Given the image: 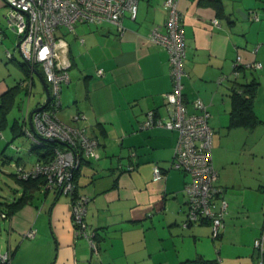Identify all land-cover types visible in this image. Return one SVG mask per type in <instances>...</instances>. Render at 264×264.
I'll use <instances>...</instances> for the list:
<instances>
[{"label": "crops", "instance_id": "1", "mask_svg": "<svg viewBox=\"0 0 264 264\" xmlns=\"http://www.w3.org/2000/svg\"><path fill=\"white\" fill-rule=\"evenodd\" d=\"M178 8L186 44L182 98L189 112L197 98L206 106L216 183L228 202L220 235L211 238L207 221L184 225L187 176L170 167L178 132L139 127L147 110L167 117L165 95L172 89L168 52L147 36L154 26L163 28L164 0H139L136 19L126 15L122 33L111 25L86 23L66 33L74 38L64 39L71 65L58 117L73 124V114H85L86 132L98 140V158L83 160L73 173V195L44 187L31 192L23 186L12 200L3 201L0 194V226L6 231L0 250L10 253L11 264H212L217 259L218 264H257L253 242L264 229V0H178ZM6 11L0 0V94L19 83L17 94L24 92L20 129L11 127V133L25 135L23 129L31 130L30 112L44 103L46 94L40 74L25 72L15 57L16 37L7 26ZM79 24L87 25L81 35L75 31ZM251 84L257 125L229 127L232 90ZM0 136L17 152L16 165L30 168L43 161L45 150L33 148L28 136L19 145L16 138ZM250 142L254 148L242 147L239 160L228 162L230 144ZM259 155L260 162L250 161ZM156 165L163 177L154 180ZM79 194L88 198L84 219L98 253L77 233L71 217V200ZM24 195L23 203L15 205ZM31 228L44 238L25 237Z\"/></svg>", "mask_w": 264, "mask_h": 264}, {"label": "built area", "instance_id": "2", "mask_svg": "<svg viewBox=\"0 0 264 264\" xmlns=\"http://www.w3.org/2000/svg\"><path fill=\"white\" fill-rule=\"evenodd\" d=\"M7 6L5 19L8 28L16 37V48L24 62L39 66L48 86L49 98L45 97L42 108L30 115L33 129H23L34 146L42 145L44 138L59 140L47 161H37L30 168L16 166V175L21 179L44 176L43 187L53 191L72 194L76 184L72 180L74 170L80 166L82 158H98V140L86 132V116L77 112L71 116L72 123L58 117L61 107V89L68 83V67L71 63L67 55V42L61 32H74L77 23L92 26L111 25L119 33L124 31L123 19L127 15L136 19L139 0H1ZM166 19L161 26H154L148 39L163 46L169 55L172 89L165 95L168 115L157 117L154 110H147L140 128L164 127L178 132L170 167L182 170L186 176L183 186L186 212L184 225L204 219L210 224V235L216 239L225 226L228 202L224 188L216 183L217 171L212 164V136L209 113L200 98L192 102L193 112H189L182 98V74L186 58V44L182 29V15L178 0H164ZM253 18L258 19L256 13ZM219 24L217 18L212 19ZM64 28V30H62ZM10 57V53H6ZM239 61V57L236 58ZM260 64H256L259 67ZM97 73L103 74L98 68ZM235 74L238 73L236 70ZM27 113H23L25 121ZM163 177L162 169L154 167L153 179ZM88 198L77 195L71 200V217L77 233L88 241L93 252L98 247L93 233L87 230L84 219ZM4 216V214H2ZM29 229L25 235L34 236ZM257 264H264V229L254 239ZM0 264H11L8 251L0 250Z\"/></svg>", "mask_w": 264, "mask_h": 264}, {"label": "rangeland", "instance_id": "3", "mask_svg": "<svg viewBox=\"0 0 264 264\" xmlns=\"http://www.w3.org/2000/svg\"><path fill=\"white\" fill-rule=\"evenodd\" d=\"M86 28H87L86 24H82V25L79 24V25H77L75 31H77L78 35H81V33H84V30ZM62 30H64V28H62ZM66 33H67L66 31L61 32L62 37L64 39L68 40L69 42L72 41L74 38L72 33H68V34H66ZM12 48H13V51L15 53V57H16L17 61L22 63L23 59H22L18 49L16 48L15 43H14V46ZM40 88H41L40 84H37V89H40ZM33 92H36V88L33 89ZM23 94H24V92L17 94L14 105L12 106V108L7 113V116H6L7 124L4 125L0 129L3 137L5 136L9 140L12 139V141H14V139L16 138L15 145H19V142L21 140L25 139V135L23 133H21L20 131H18L15 134L16 136H14L13 133H11V131H12L11 125H12L13 121L16 119H19L22 115L20 101L22 99ZM27 97H28V95L26 96V98L23 99V101H24L23 104H25V106L27 105V101H28ZM25 106H23V109H25ZM257 138H258V136H257ZM254 143L255 142H253V143L250 142V143H246V145L242 144V146L237 145L235 147L232 144H230L228 147V151H227L228 162L230 163L231 161L235 160L234 157L239 160V158L241 157L242 147H247V149H250L251 147L254 148ZM9 146H11V144H9ZM14 148H16V147H14ZM3 150H5L6 152H5V154L0 155V194L4 197L3 201H6V199L12 200L13 199L12 197L20 196L19 191L21 190L20 187L22 185L15 178V176L17 177L15 167L16 166L24 167V166L21 164L16 165V161H18V158L16 159V157L18 156L17 152L14 149L13 150L9 149L8 146L6 145L5 141H3L1 139V136H0V154L2 153ZM260 159H262V157L259 155V156H257V159L253 160V157H252V159L250 158V161L253 162L254 164H256V163L260 162ZM244 166H245V169L249 170L248 169V166H249L248 163H246ZM251 167L254 170L255 165H252ZM39 177L44 178L43 175H39ZM18 179L20 180L21 178H18ZM21 180H25V179H21ZM46 190H49V189L46 188ZM60 193L67 194L64 192H60ZM73 194H74V192L70 195H73ZM80 195H82V194H80ZM38 206H39V208L41 207L40 202L38 203ZM32 229H34V228H32ZM34 230H35L34 236H36V238H39V237L44 238L43 234H41V232L36 231V229H34ZM44 230L45 229H43V232H44ZM5 233H6V231H5V229H3L2 224H1V226H0V247H1V249H4L5 245H6V234ZM34 236L30 237V236L25 235V237H27V238H34ZM217 255L220 256L219 251H218Z\"/></svg>", "mask_w": 264, "mask_h": 264}, {"label": "trees", "instance_id": "4", "mask_svg": "<svg viewBox=\"0 0 264 264\" xmlns=\"http://www.w3.org/2000/svg\"><path fill=\"white\" fill-rule=\"evenodd\" d=\"M21 66L23 67L25 72H29L32 68L26 62H22ZM33 67L42 75V72L37 65H33ZM43 77V75H42ZM44 79V77H43ZM20 91L19 83L9 87L5 91L0 94V129L7 124L6 116L9 110L14 105L16 95ZM258 118L256 117L253 109H252V84L251 85H241L240 89H233L232 90V109L230 112V121L229 127H236V126H244L248 129L255 127L258 123ZM12 129L18 128V120L16 119L11 126ZM1 132V130H0ZM58 146L62 147V144L54 142V141H44L42 145L34 146L33 148H42L45 150L41 158L43 161H47L50 156L53 154V149ZM87 158H82L81 162ZM80 162V164H81ZM76 170H74L75 172ZM74 179V178H73ZM20 184L23 188L28 189L29 191L33 192L40 187H43L44 178L43 177H36L32 179L26 180H19ZM27 198V196H21L17 202L14 204L20 206L23 201ZM204 221V219H200L199 222ZM204 261V260H203ZM204 263H207L204 261ZM212 264H218V259L212 262Z\"/></svg>", "mask_w": 264, "mask_h": 264}, {"label": "water", "instance_id": "5", "mask_svg": "<svg viewBox=\"0 0 264 264\" xmlns=\"http://www.w3.org/2000/svg\"><path fill=\"white\" fill-rule=\"evenodd\" d=\"M32 69H33V71H34L36 74L39 73L34 67H32ZM38 76H39L40 80L42 81V84H43V86H44V88H45V94H46V97L49 98V90H48V86H47L45 80L43 79L42 75H38ZM41 108H42V106H39V107H37L35 110H32V111L30 112L29 116L33 113V111L40 110ZM30 128L33 129L32 125H30ZM44 140H45V141H51V140L48 139V138H44ZM53 141H54V142H57V143H61L59 140H53Z\"/></svg>", "mask_w": 264, "mask_h": 264}, {"label": "flooded vegetation", "instance_id": "6", "mask_svg": "<svg viewBox=\"0 0 264 264\" xmlns=\"http://www.w3.org/2000/svg\"><path fill=\"white\" fill-rule=\"evenodd\" d=\"M78 168H79V167H78ZM78 168H77V169H78ZM71 177H72V180L74 181V179H73V178H74V174H73Z\"/></svg>", "mask_w": 264, "mask_h": 264}]
</instances>
